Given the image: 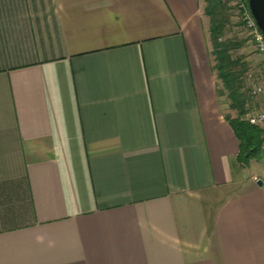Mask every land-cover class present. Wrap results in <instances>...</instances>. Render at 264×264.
<instances>
[{"label": "crops", "instance_id": "1", "mask_svg": "<svg viewBox=\"0 0 264 264\" xmlns=\"http://www.w3.org/2000/svg\"><path fill=\"white\" fill-rule=\"evenodd\" d=\"M205 7L0 0V264H264Z\"/></svg>", "mask_w": 264, "mask_h": 264}, {"label": "trees", "instance_id": "2", "mask_svg": "<svg viewBox=\"0 0 264 264\" xmlns=\"http://www.w3.org/2000/svg\"><path fill=\"white\" fill-rule=\"evenodd\" d=\"M230 1L233 0H206L205 12L210 20L215 69L218 79L223 83L221 93L228 97L231 109L237 112L236 116H229L228 120L239 140L238 159L246 166L253 159L264 158V129L252 124L248 119V114L253 108V100L249 94V86L246 94L243 91L245 85L242 76L247 73L249 65L243 56L235 55L237 48L243 45L246 39H222L226 27L231 23L229 9L232 6L228 5ZM247 5L249 7V0ZM233 8L237 11L239 18L237 25L240 28L244 24L241 18L242 10L239 11L234 6ZM247 37L251 39L249 35Z\"/></svg>", "mask_w": 264, "mask_h": 264}, {"label": "built area", "instance_id": "3", "mask_svg": "<svg viewBox=\"0 0 264 264\" xmlns=\"http://www.w3.org/2000/svg\"><path fill=\"white\" fill-rule=\"evenodd\" d=\"M237 9L242 10L241 18L244 24L240 28L251 37L252 47L256 54L264 60V33L259 28L255 17L247 5V0H235ZM246 82L249 86V94L251 100H255L264 93V79H259L252 72L247 74ZM248 119L252 124L259 125L264 129V109L251 111Z\"/></svg>", "mask_w": 264, "mask_h": 264}, {"label": "rangeland", "instance_id": "4", "mask_svg": "<svg viewBox=\"0 0 264 264\" xmlns=\"http://www.w3.org/2000/svg\"><path fill=\"white\" fill-rule=\"evenodd\" d=\"M228 5L232 6V8L229 9L231 23L226 27V29H225L226 31H225L224 35L222 36V39H227V38L246 39L244 44L241 45L239 48H237V50L235 51V55L236 56L237 55L243 56L249 65L248 70L246 71L247 73L243 74V76H242L243 80H244V85H245L243 91L246 94L248 92V90H247L248 85H247V83H245L246 75L249 72H252L254 74V76H257V78L264 79V69H263L264 68V60H262L261 58L252 57L253 53H256V52L252 50V43H253L252 40L249 37H247V33H245L237 25V21L239 20V18L236 14L237 11L234 10V8H233V6L237 7L235 4V0L228 2ZM209 27H210V22H209ZM210 41H211V47H213L211 34H210ZM219 84L221 85V89H223V83L221 80H219ZM226 98H227V101L230 103L227 96H226ZM230 115L236 116L237 112L231 111Z\"/></svg>", "mask_w": 264, "mask_h": 264}, {"label": "water", "instance_id": "5", "mask_svg": "<svg viewBox=\"0 0 264 264\" xmlns=\"http://www.w3.org/2000/svg\"><path fill=\"white\" fill-rule=\"evenodd\" d=\"M249 8L264 33V0H249ZM258 184L263 185V181L259 180Z\"/></svg>", "mask_w": 264, "mask_h": 264}]
</instances>
